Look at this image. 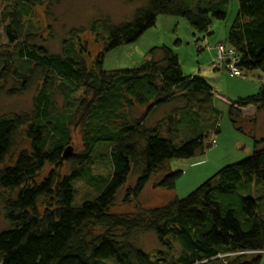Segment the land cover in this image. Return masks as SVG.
<instances>
[{
  "label": "trees",
  "instance_id": "16d2710c",
  "mask_svg": "<svg viewBox=\"0 0 264 264\" xmlns=\"http://www.w3.org/2000/svg\"><path fill=\"white\" fill-rule=\"evenodd\" d=\"M238 3V15L223 44L236 52L245 75L264 74V0ZM230 4L231 0H150L132 20L103 24L104 53L138 41L161 15L185 18L206 38L213 20L227 19ZM34 5L11 1L0 16L9 43L17 48L0 55V83L10 78L20 82V89H12L10 96L28 92L36 81L30 113L0 114V190L12 193L3 203L9 228L0 232V264H261L264 138L254 136L248 158L225 166L184 199L124 214L111 212L132 175L137 178L125 191V205L156 176V189H176L183 172H170L167 164L204 154L213 146L206 144L200 123L209 109L219 114L213 107L216 93L206 79L185 76L178 55L166 46L151 49L141 68L126 71H105L104 54L89 69L74 39L63 44L61 54H51L32 44V35L24 30L23 20ZM176 104L181 107L166 120L150 124L153 111ZM228 104L233 126L242 131L245 110L264 112V85L257 95ZM141 107H147L145 113L134 115L133 108ZM77 126L82 128L83 151L65 157ZM23 130L29 148L12 166L1 168L19 147ZM183 132L190 133L179 139ZM104 159L111 166L108 179L92 171ZM65 163L72 164L68 175L53 171L36 183L46 165L59 169ZM76 180L85 181L97 196L78 204ZM139 232L155 235L168 252L158 250L152 257L137 245ZM177 245L178 256L173 253Z\"/></svg>",
  "mask_w": 264,
  "mask_h": 264
},
{
  "label": "rangeland",
  "instance_id": "374dc122",
  "mask_svg": "<svg viewBox=\"0 0 264 264\" xmlns=\"http://www.w3.org/2000/svg\"><path fill=\"white\" fill-rule=\"evenodd\" d=\"M15 0H0V16L5 5ZM34 3L32 13L24 18L23 25L26 34L32 35L34 45L45 47L51 54H61L63 44L75 40L76 47L89 69L93 68L95 60L100 54H104L103 68L105 71H126L139 69L142 66L145 55L153 48L166 46L175 52L185 76H198L206 79L216 93L214 108L219 113L215 116L212 109L210 114L203 112L201 115L202 129L207 137L206 144L213 146L204 154L197 153L195 157L185 160L173 159L168 162L170 172L182 171L183 176L178 181L174 191L155 188L157 176L153 177L144 191L137 199H132L129 205L123 203L125 191L128 186H134L137 176H130L126 186L119 192L117 202L112 208L113 213H129L139 209L163 206L172 200L184 199L201 184L212 178L222 168L240 162L248 158L253 152V137H264V119L260 118L256 126L252 125L254 112L244 111L241 121L242 131H238L229 117V101L245 99L257 95L264 85V74L255 71L243 78L234 77L226 68L217 62V45L227 42L229 30L235 21L239 3L231 0L228 17L225 21L213 20L210 35L204 38L195 31L185 18L161 15L156 26L149 29L138 41L120 46L112 51L104 53L106 34L103 24L122 23L132 20L136 10L144 8L150 0H63L60 4H53L50 0H28ZM102 25V27H101ZM79 33V34H78ZM197 39L201 40L200 42ZM16 44H10L8 37L0 23V55L6 52H15ZM18 80L10 78L6 83H0V114L12 115L17 113H30L33 107V99L36 94V81L28 92L11 95L12 89H20ZM76 97L82 93H76ZM80 99V98H79ZM61 101V100H60ZM180 104L161 108L151 113L150 124L157 125L166 120ZM147 107L133 108L134 115L145 113ZM253 109V108H250ZM211 116V117H210ZM216 122L217 125H216ZM216 126L218 133H216ZM190 132H183L179 139L187 138ZM181 137V138H180ZM82 128H73L72 153L83 151ZM29 148V143L22 132L19 147L6 159L1 168L12 166L19 153ZM110 164L104 159L101 164L93 167V175L108 179L111 173ZM72 170V164L65 163L61 168L46 165L38 174L36 183L40 184L56 171L60 176L68 175ZM76 202L94 199L97 191L88 186L85 181L76 180ZM12 193L0 190V232L9 228L4 215V200ZM41 212L43 209L41 208ZM99 233L101 229H96ZM137 245L143 248L152 257L158 250L168 252L167 248L159 246L152 233L135 235ZM173 253L178 256L179 246H175ZM170 259V255H169ZM107 264H113L108 262ZM261 264H264V254Z\"/></svg>",
  "mask_w": 264,
  "mask_h": 264
},
{
  "label": "built area",
  "instance_id": "2783aa9c",
  "mask_svg": "<svg viewBox=\"0 0 264 264\" xmlns=\"http://www.w3.org/2000/svg\"><path fill=\"white\" fill-rule=\"evenodd\" d=\"M217 62H219V66L225 65V68L237 78H243L246 75L238 68L239 57L236 52L228 48L225 44L219 43L217 45Z\"/></svg>",
  "mask_w": 264,
  "mask_h": 264
},
{
  "label": "crops",
  "instance_id": "0c3cea01",
  "mask_svg": "<svg viewBox=\"0 0 264 264\" xmlns=\"http://www.w3.org/2000/svg\"><path fill=\"white\" fill-rule=\"evenodd\" d=\"M220 43H222V42H220ZM180 60V59H179ZM216 70H219V67L218 68H216ZM246 111V110H245ZM248 111H253L254 112V120L252 121V125L253 126H256L257 125V122H258V120L260 119V118H263L264 119V112H256V110L255 109H250L249 108V110ZM264 135V134H263ZM262 138H264V137H262ZM262 138H257V139H262Z\"/></svg>",
  "mask_w": 264,
  "mask_h": 264
},
{
  "label": "water",
  "instance_id": "95a60500",
  "mask_svg": "<svg viewBox=\"0 0 264 264\" xmlns=\"http://www.w3.org/2000/svg\"><path fill=\"white\" fill-rule=\"evenodd\" d=\"M71 153H72V149H69L68 152H66L65 157H69Z\"/></svg>",
  "mask_w": 264,
  "mask_h": 264
}]
</instances>
